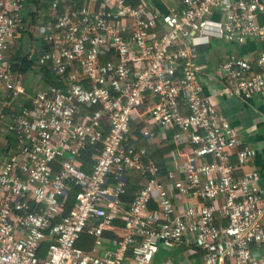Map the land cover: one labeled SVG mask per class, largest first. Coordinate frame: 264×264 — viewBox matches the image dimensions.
<instances>
[{
	"label": "built area",
	"instance_id": "obj_1",
	"mask_svg": "<svg viewBox=\"0 0 264 264\" xmlns=\"http://www.w3.org/2000/svg\"><path fill=\"white\" fill-rule=\"evenodd\" d=\"M26 1L0 0V86L12 99L23 91L5 51L26 29ZM66 1L51 0L50 50L38 57L56 83L0 121V264H156L161 249L190 244L203 264H264L261 175L237 177L231 163L236 154L244 167L257 150L204 94L197 60L213 39H264V0H178L166 13L143 0H76L60 15ZM220 73L222 94L264 105V50L256 62L229 57ZM148 97L152 118L191 146L184 178L169 173L170 186L128 144ZM89 147L97 149L91 173L81 162ZM134 171L145 183L126 204ZM171 191L196 202L180 210ZM85 235L95 240L88 251L78 246Z\"/></svg>",
	"mask_w": 264,
	"mask_h": 264
},
{
	"label": "crops",
	"instance_id": "obj_2",
	"mask_svg": "<svg viewBox=\"0 0 264 264\" xmlns=\"http://www.w3.org/2000/svg\"><path fill=\"white\" fill-rule=\"evenodd\" d=\"M39 1H26V8L23 11L26 29L15 35L5 51V55L10 62L17 55L27 56L28 60L32 62L30 70L20 73L15 72L16 83L18 88L22 89V94L12 99L11 93L0 86V121L2 120L5 124L9 123L10 116L25 107L29 99L37 92L56 83L55 74L38 65L39 55L50 49L43 38L53 21L51 2L49 8H45L43 6L44 2ZM85 2H89V0L79 2L80 6ZM143 3L149 10L157 9L163 13L168 12L173 7L180 6L178 0H143ZM259 21L264 25V15L259 17ZM263 50L264 39L249 38L243 44H229L219 39H213L209 45L199 47L197 60L203 67L200 82L204 88V94L211 97L219 112L231 123L243 145L257 150V155L244 167L238 165L236 154L231 156V163L237 167L236 175L240 177L245 173L258 171L261 175L260 185L264 194V105L258 97L244 101L237 97L222 94L225 79L220 73V67L229 57L235 55L256 62ZM154 102V98L148 97L145 104L140 107L139 113L132 123L133 127L128 138V144L144 149L147 155L145 161H151L157 167H159L157 162H162L163 166L159 167V177L160 180L170 186L172 181L168 178L169 173H173L177 180L184 178L183 167L187 161V155L191 152V146L177 143L175 134L180 132L177 128H164L152 118L151 110ZM184 113H187V111L184 110ZM138 128H141L140 134L144 136L145 140L137 134ZM146 132H149V135L146 136ZM3 136L4 133L2 132L1 139L5 143ZM145 141L152 147V150L158 152L157 159L150 158ZM5 153L6 149L0 143V166L4 161ZM160 154H162V158H160ZM131 181L133 183V180ZM144 183L143 178V181L139 184L141 188ZM171 194L180 210L185 209L187 205H191V202H196L195 199L189 202L187 197H181L175 191H171ZM168 254L178 255L182 259L179 264H203V254L194 244L187 245L180 250L161 249L156 264H158V261H160L159 264H164L163 259ZM168 263L175 264L171 261Z\"/></svg>",
	"mask_w": 264,
	"mask_h": 264
},
{
	"label": "trees",
	"instance_id": "obj_3",
	"mask_svg": "<svg viewBox=\"0 0 264 264\" xmlns=\"http://www.w3.org/2000/svg\"><path fill=\"white\" fill-rule=\"evenodd\" d=\"M43 1L44 4L43 6L46 8H49L50 6V2L51 0H40L39 2ZM78 2H84V0H77ZM74 2V0H67L65 4H63L60 8V15L64 14L66 8L70 7L71 4ZM135 5H138L140 0H133ZM55 21V20H54ZM50 50V49H49ZM19 56V57H18ZM18 57V58H17ZM17 57H15L14 59H12L11 63L13 64V69L14 72H23V71H27L31 69L32 66V62L28 60L27 56H20L17 55ZM17 58V60H16ZM133 127V125H131ZM140 129L138 128L137 130V134L140 136V138L144 139V136L140 134ZM2 132L0 130V138H1ZM145 146L148 147L147 153L150 156V158L157 159L158 158V152L152 150V147L149 146V144L145 141ZM97 153V149L95 147H89L82 155L81 158V162L83 165V170L86 171L87 173H91L93 170V166H94V161H93V156ZM160 158H162V154L159 155ZM157 165L160 167L163 166L162 162H157ZM128 176L130 177L131 180H133V183L131 185V188L128 190L127 195L123 198L124 202L126 204H130L134 201L136 192L139 190L140 187V183L143 181V176L139 173V172H132L131 174H128ZM79 191V189H75L73 192V195H76V193ZM74 204V198L71 200L69 208L67 209L68 211H70V209L73 207ZM117 226H122V222L118 221L116 222ZM106 236L108 237H112V234L110 233H106ZM94 238L85 235L82 237V239L78 242V246L83 248L84 250H89L94 246Z\"/></svg>",
	"mask_w": 264,
	"mask_h": 264
},
{
	"label": "rangeland",
	"instance_id": "obj_4",
	"mask_svg": "<svg viewBox=\"0 0 264 264\" xmlns=\"http://www.w3.org/2000/svg\"><path fill=\"white\" fill-rule=\"evenodd\" d=\"M176 254H178V253H176ZM163 261H164V264L165 263L169 264L168 263L169 261H171L172 263H175V264H179L182 261V259H180V257L178 255L176 256V255L168 254V256L165 259H163ZM159 263H160V261H158V264Z\"/></svg>",
	"mask_w": 264,
	"mask_h": 264
}]
</instances>
